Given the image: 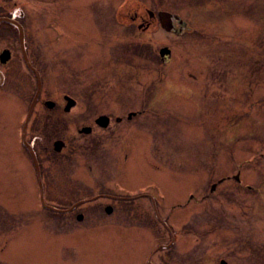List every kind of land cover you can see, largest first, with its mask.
Wrapping results in <instances>:
<instances>
[{
  "label": "rangeland",
  "instance_id": "obj_1",
  "mask_svg": "<svg viewBox=\"0 0 264 264\" xmlns=\"http://www.w3.org/2000/svg\"><path fill=\"white\" fill-rule=\"evenodd\" d=\"M162 1L183 15L184 29L190 33L169 35L156 26L136 37L134 30L128 34L124 29L123 35L117 29L104 37L102 51L90 49V53H80L81 37L74 38L76 42L65 48L75 52V61L82 56L79 64L57 70L47 86L53 97L66 93L81 101L72 118L75 127L56 134L46 131L73 142L54 154V158L71 160L70 167L64 168L67 171L63 166L51 171L58 177L71 171L84 176L85 161L90 160L93 173L109 189V142L102 147L93 140L95 133L78 136L76 130L109 108L115 110L119 102L124 111L146 110L141 119L129 123L138 134L133 136L129 162L119 178L126 183L124 189L139 196L143 211L138 225L126 231L116 226V213L107 216L101 210L90 215L99 228L63 225V216L41 209L27 158L0 132V264H147L152 241L157 247L168 244L170 237L155 220L150 202L141 198L143 192L155 198L165 196L160 217L168 219L177 240L155 256L156 264H264V41L256 24L264 13L254 12L253 7L260 0H251V17L246 16L250 28L234 34L242 41L249 35L250 56H240L243 49L231 51L238 40H228L227 47L222 44L232 29L226 19H217L214 0H203L202 14L197 9L200 0ZM222 10L228 17L226 7ZM261 27L264 32V23ZM84 29L79 28L82 37ZM212 34L220 41L214 42ZM201 36L205 38L200 41ZM131 40L134 43H127ZM136 45L146 46L143 53L128 48ZM115 47L117 54L111 51ZM164 48H170L171 54L161 57ZM252 95L256 96L251 101ZM145 99L150 100L149 107L142 106ZM0 105L1 121L9 111L3 102ZM153 133L169 145L161 154L163 164L153 162L147 151L146 138L150 142ZM9 138L13 140L10 134ZM90 140L94 144L87 149ZM43 142L42 159L52 169L46 162L52 140L47 141L45 134ZM226 175L229 181L210 192ZM233 176H239L240 182ZM153 187H161V194Z\"/></svg>",
  "mask_w": 264,
  "mask_h": 264
},
{
  "label": "flooded vegetation",
  "instance_id": "obj_2",
  "mask_svg": "<svg viewBox=\"0 0 264 264\" xmlns=\"http://www.w3.org/2000/svg\"><path fill=\"white\" fill-rule=\"evenodd\" d=\"M202 2L203 0H200L197 3V9L201 14L203 11ZM214 4L217 19H226L232 29L231 33L228 32L230 36L223 40L222 44L227 47L228 40L233 39L234 42L238 40L237 47H231V51L243 49L238 54L250 56L251 50H247L251 46L248 43L249 35L246 34L248 37L242 41L236 39L238 37L234 34L240 28L245 31L246 28H250L246 16L251 17V0H214ZM224 7H226L225 14H229L228 17L223 13ZM253 7H256L254 12L258 10L260 15L264 13V3L261 0L257 1ZM161 13L166 15H162V18L159 15ZM263 23L264 16H260L256 23L259 26H256L259 29L257 34L262 37V42L264 41V32L261 27ZM124 24L126 28H124ZM163 24L170 31L163 29ZM183 24H186L183 15L179 11L167 8V5L165 7L162 0H0V102H3L9 111L0 121V132L8 137V144H14V149L19 148L21 154L27 158L29 169L34 174L35 193L39 194L41 209L63 216V221H65L63 225L71 227L76 223L84 230L99 228L101 226L97 222L90 220V215L99 210H101L100 213L104 211L107 216L116 213V226L126 231L133 230L132 227L138 225L139 213L143 211L138 205L139 196L124 189L127 187L126 183H122L119 178L123 166L129 162L133 136L138 134L134 128L129 127V123L137 118L141 119V116L146 112L145 109L124 111L121 102H119L115 110L109 108L76 130L78 136H90L95 133L96 136L93 140L102 147H105L109 142L108 146L111 149L112 157L109 158L111 159L109 166H112L111 176L107 180L111 182L109 189L106 187V181L93 173L94 169L90 160L85 161L88 175L75 176L72 171L69 175L65 174L66 176L62 177H58L57 174L50 175L51 171L54 172L58 166H63V169L70 167V159L54 158V154H61L73 142L56 139L57 136H51L46 131L56 134L61 129L63 132L65 129L69 131L70 126L75 127L72 118L75 117V110L79 103L81 104L80 99L73 95L64 93L61 97L56 98L47 89L50 81H54L57 70L67 68L76 62L79 64L80 58H82L80 55V58L75 61V52L65 46H68L70 42L75 43V39L81 37L78 39L80 53L90 49L91 51H102L106 47L103 42L104 37L113 34V30L120 29L123 35L124 29L128 34L134 30L137 33L136 37L141 33H151L156 29V26H160L169 35L190 33L184 29L185 25ZM81 26L83 29L85 28L83 37L79 33ZM107 29H110L111 33ZM209 37L214 42L216 38L219 41L221 39L214 34ZM116 38H119V35ZM202 38L205 37L201 36L199 40H203ZM92 40L96 43L92 44ZM120 42V46H123L122 41ZM127 43L134 42L131 40ZM118 47L111 51L115 50L114 54H117ZM128 48L143 53L146 46L136 45ZM167 49L171 54L170 48ZM39 86L40 90L38 91ZM201 87L203 88V86ZM243 91L246 93L247 87H244ZM255 96L252 95L251 101ZM217 97L220 98V94ZM246 100L244 99L242 102H246ZM149 103L150 100L145 99L142 106L149 107ZM68 104H73V106L67 109ZM87 113L90 114V112ZM124 124L127 128L126 132H124ZM85 130H88L87 133ZM9 134L13 140L9 138ZM45 134L47 141L52 140V151L48 152L51 157L46 161L51 164L52 169L45 166L44 159H42L41 148ZM73 139L75 141L76 138ZM163 141L165 142V140ZM93 144L94 142L90 140L86 148L90 149ZM146 146L148 153L150 151L153 157L152 161L163 164L161 160L164 159V156L161 154H166L169 145L162 143L160 137L157 138L153 133L150 142L146 138ZM59 148L60 151H57ZM109 159L106 158V160ZM106 160L100 161L103 164ZM75 163L76 160L72 158V165L74 166ZM235 177L233 176V180L236 179ZM228 181V175L222 176L216 184L212 185L214 189L211 187L210 192ZM235 181L240 182L237 179ZM246 187L250 189L251 186L246 185ZM153 189L159 194L162 192L161 187H153ZM144 193L149 194L143 192L141 198L146 197L150 202L155 220L160 226H165L164 231L170 237L168 244H159L157 247L152 241L151 248L153 250L146 258V262L147 264H156L155 256L162 250L169 249L176 239L173 238L172 226L168 219L163 220L160 217V206L163 208L167 202L165 196L161 195L155 198L153 195H144ZM50 197L56 200L50 199ZM159 218L160 220H158ZM154 224H152L153 227Z\"/></svg>",
  "mask_w": 264,
  "mask_h": 264
},
{
  "label": "water",
  "instance_id": "obj_3",
  "mask_svg": "<svg viewBox=\"0 0 264 264\" xmlns=\"http://www.w3.org/2000/svg\"><path fill=\"white\" fill-rule=\"evenodd\" d=\"M159 15L162 17V15H166V14L165 13H161ZM163 29H165L166 31H170V29L169 28H166V26L164 24H163ZM159 54H160L161 57L168 56L170 54V51H169V49L164 48V49H161V51L159 52ZM39 90H40V86L38 87V91ZM33 104H34V102H33ZM71 106H73V104H68L67 105V109H70ZM87 131L88 130H85V133H87ZM57 151H60V148L57 149ZM235 178L238 180V176H236ZM212 189H214V188L212 187ZM221 264H226V263L222 262Z\"/></svg>",
  "mask_w": 264,
  "mask_h": 264
}]
</instances>
